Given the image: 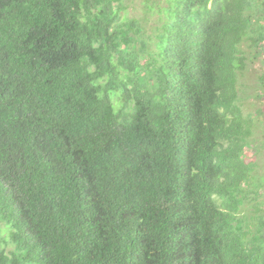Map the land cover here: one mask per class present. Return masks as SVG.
<instances>
[{"label":"trees","instance_id":"trees-1","mask_svg":"<svg viewBox=\"0 0 264 264\" xmlns=\"http://www.w3.org/2000/svg\"><path fill=\"white\" fill-rule=\"evenodd\" d=\"M125 1L0 0V264H264V0Z\"/></svg>","mask_w":264,"mask_h":264},{"label":"rangeland","instance_id":"rangeland-1","mask_svg":"<svg viewBox=\"0 0 264 264\" xmlns=\"http://www.w3.org/2000/svg\"><path fill=\"white\" fill-rule=\"evenodd\" d=\"M145 0H126L125 2L127 4H129V7L127 9V13L128 15L130 14V17L133 16H138V17H143L145 15V4L144 3ZM160 3L165 4V2L163 1H159ZM160 15H159V11H158V6L156 5L155 9L153 10V12L151 13V15L149 16V20L150 22H147L146 28H150V26H156L158 24V21H160ZM264 72V54L259 56L258 58H254L253 55L249 56L248 59V68L245 69V75H244V80L247 83V95L245 96V104H246V111L247 112H257V110L259 109L261 112L260 115L262 116L263 120H264V101L262 99H259L257 97L254 96L256 87H257V78ZM255 86V87H254ZM255 88V89H254ZM260 127V128H259ZM258 128H256L255 130V143L256 144H260L262 143V141H264V129H262L263 127L259 126ZM262 157L264 161V150L262 152ZM264 163V162H263Z\"/></svg>","mask_w":264,"mask_h":264}]
</instances>
